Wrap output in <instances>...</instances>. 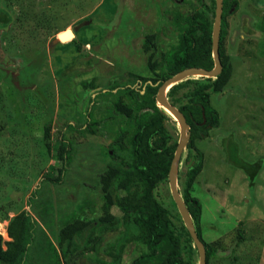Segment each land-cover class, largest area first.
<instances>
[{
	"label": "rangeland",
	"instance_id": "374dc122",
	"mask_svg": "<svg viewBox=\"0 0 264 264\" xmlns=\"http://www.w3.org/2000/svg\"><path fill=\"white\" fill-rule=\"evenodd\" d=\"M180 1L3 0L14 19L0 30L3 248L10 241L7 217L26 211L38 222L36 248L30 255L39 258L48 249L45 230L62 263L73 264L58 243L68 224L79 226L76 220L96 221L107 213L122 217L114 206L108 212L103 208L101 177L112 162L108 154L116 147L117 136L131 130L127 117L116 115L113 105L122 96L127 104L130 101L118 88L112 94L109 91L111 85L131 86L130 75L153 76L148 66L151 56H161L179 41L173 14H190L192 5H198V0ZM204 1L209 4L211 0ZM238 1L239 10L227 19L224 45L232 59L233 77L224 92L211 93L220 126L197 142L205 163L192 195L203 206V238L217 249L209 264H264V169L252 185L244 171L227 161L239 148L243 159L263 160L264 167V0ZM75 34L76 43L70 44ZM153 35L158 50L147 51L145 43ZM58 38L62 43L56 42ZM85 81H94L95 87L85 89ZM88 119L101 123L94 132L87 130ZM168 128L179 143L181 127L175 118ZM132 135L126 138L128 146ZM64 143L72 147L66 164L59 157ZM187 154L186 149L178 165L179 176L191 164L186 162ZM64 165L66 175L57 182ZM155 195L179 226L181 215L169 182L160 184ZM72 231L64 237L66 249L79 241L70 240ZM117 237L115 232L108 241L115 242ZM140 250L132 247L123 264H132ZM52 258L56 259L55 253ZM194 260L200 263L197 249ZM78 264H91V260L82 258Z\"/></svg>",
	"mask_w": 264,
	"mask_h": 264
},
{
	"label": "trees",
	"instance_id": "16d2710c",
	"mask_svg": "<svg viewBox=\"0 0 264 264\" xmlns=\"http://www.w3.org/2000/svg\"><path fill=\"white\" fill-rule=\"evenodd\" d=\"M182 2L187 4L186 0ZM237 10L238 0H224L220 37V58L223 66L221 74L214 79L200 78L206 82L189 78L172 87L168 93V99L183 113L190 126L186 162L191 164L187 172L179 176V186L197 234L205 245L207 264L215 257L217 249L203 238V206L200 200L192 195L193 186L203 172L205 163V155L198 149L197 142L208 138L211 129L220 126V115L211 104V93L224 92L233 77L232 59L225 53L224 45L228 35L227 19ZM215 11L216 0H211L209 4L198 0V5H192L190 14H173L172 22L178 29L179 41L172 49L161 53V56H151L148 66L153 76L147 78L134 74L130 75L131 86L111 85L109 94L118 88L123 95L129 97V104L122 96L113 108L116 115L127 117V125L131 130L119 134L114 143L116 147H111L108 155L112 162L101 177V195L104 199L103 208L107 212L114 206L123 215L119 218L107 213L96 221H89L88 218L76 220L79 221V226H75L76 222L68 224L61 232L58 243L63 256L67 258L70 255L69 260L73 258V264H78L82 258L90 259L91 264H123L124 256L132 247L137 252L141 248L132 264H196L194 256L197 248L183 220L179 216L178 226L173 221L171 212L155 195V190L160 184L169 182V172L178 146V141L172 137L168 128L172 118L158 107L156 96L163 81L186 69H214L212 35ZM11 12L3 7V0H0V30L6 29L14 22ZM154 38L155 35L147 38V51L152 48L158 50V47L155 48ZM73 43H76V37L70 42ZM77 49H81L80 44ZM82 84L85 89L95 87L94 81H85ZM181 91H184L182 95L179 94ZM89 121L88 119L87 130L93 132L94 128L101 124ZM46 128L45 138L48 139L51 125ZM131 132L133 135L128 146L126 138ZM71 148L68 143L60 147L59 157L65 164L70 163ZM231 155L227 159L230 165L244 171L254 185L257 176L264 169L263 160L248 162L240 155L239 148L231 152ZM66 166L61 168L55 181L63 180L67 172ZM123 181H126L127 185L121 184ZM87 206L90 207L89 204ZM81 213H85L84 208ZM8 218L7 233L10 241L5 242L6 248H3V238L0 235V264H63L62 256L56 245L49 241L45 230L42 232L45 240L49 242L48 249H44L43 253L40 249L42 255L39 258L30 255L35 245L38 222L33 220L28 212L23 211L13 218ZM70 231V240L76 237L79 241L72 242V248L70 244L66 249L63 241ZM115 232H118L116 241L109 242V235ZM53 253L56 254V259L52 258ZM89 254L95 257L90 258Z\"/></svg>",
	"mask_w": 264,
	"mask_h": 264
},
{
	"label": "water",
	"instance_id": "95a60500",
	"mask_svg": "<svg viewBox=\"0 0 264 264\" xmlns=\"http://www.w3.org/2000/svg\"><path fill=\"white\" fill-rule=\"evenodd\" d=\"M223 3L224 0H216V11H215V19H214L213 35H212L213 59L215 62L214 69L213 70H205L202 68L186 69L174 75L170 79L163 81L156 96V103L158 107L161 108L171 118H175L181 127L180 140L169 172V185L171 188L173 200L177 205L182 220L187 230L189 231L191 237L193 238L196 248L198 249L200 255L199 264H207L206 249L204 243L201 241V239L197 234L193 219L190 215L188 208L186 207V204L180 192L179 174H178V165L180 159L182 158L185 150L187 149V145L190 140V126L187 123V120L183 115V113L170 102V100L168 99V93L170 92L172 87H174L175 85L181 82H184L189 78L205 77V78L214 79L221 74L223 70V66L220 58V37H221V25H222V17H223ZM56 42L62 43L60 42L59 38L56 40ZM159 84L160 82L157 83L156 86ZM143 93L144 92L142 91V94Z\"/></svg>",
	"mask_w": 264,
	"mask_h": 264
},
{
	"label": "crops",
	"instance_id": "0c3cea01",
	"mask_svg": "<svg viewBox=\"0 0 264 264\" xmlns=\"http://www.w3.org/2000/svg\"><path fill=\"white\" fill-rule=\"evenodd\" d=\"M75 37H76V34H75Z\"/></svg>",
	"mask_w": 264,
	"mask_h": 264
},
{
	"label": "clouds",
	"instance_id": "9594fccd",
	"mask_svg": "<svg viewBox=\"0 0 264 264\" xmlns=\"http://www.w3.org/2000/svg\"><path fill=\"white\" fill-rule=\"evenodd\" d=\"M72 41V40H71ZM66 44V43H65Z\"/></svg>",
	"mask_w": 264,
	"mask_h": 264
}]
</instances>
